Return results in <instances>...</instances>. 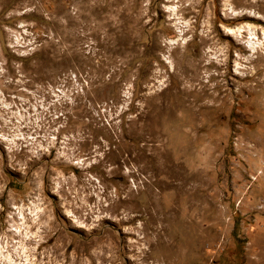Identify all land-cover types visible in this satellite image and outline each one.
Listing matches in <instances>:
<instances>
[{
	"label": "rangeland",
	"instance_id": "374dc122",
	"mask_svg": "<svg viewBox=\"0 0 264 264\" xmlns=\"http://www.w3.org/2000/svg\"><path fill=\"white\" fill-rule=\"evenodd\" d=\"M0 264H264V0H0Z\"/></svg>",
	"mask_w": 264,
	"mask_h": 264
},
{
	"label": "bare ground",
	"instance_id": "6f19581e",
	"mask_svg": "<svg viewBox=\"0 0 264 264\" xmlns=\"http://www.w3.org/2000/svg\"><path fill=\"white\" fill-rule=\"evenodd\" d=\"M242 32V31H241ZM243 33V32H242ZM248 35H249V40L250 41H254L255 39H258L257 38V35H256V33L255 32H253V31H251L250 33H248ZM259 40V39H258ZM250 43V42H249ZM263 44V43H262ZM250 45V44H249ZM261 45V44H260ZM250 50H252V51H257V47H254L253 45H251L250 47H248ZM184 104H185V102H184ZM183 105V104H182Z\"/></svg>",
	"mask_w": 264,
	"mask_h": 264
}]
</instances>
